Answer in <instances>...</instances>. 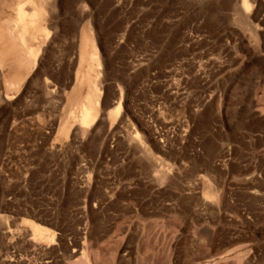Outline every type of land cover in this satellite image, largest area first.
<instances>
[{"label":"rangeland","instance_id":"obj_1","mask_svg":"<svg viewBox=\"0 0 264 264\" xmlns=\"http://www.w3.org/2000/svg\"><path fill=\"white\" fill-rule=\"evenodd\" d=\"M248 1L0 0V264H264Z\"/></svg>","mask_w":264,"mask_h":264},{"label":"bare ground","instance_id":"obj_2","mask_svg":"<svg viewBox=\"0 0 264 264\" xmlns=\"http://www.w3.org/2000/svg\"><path fill=\"white\" fill-rule=\"evenodd\" d=\"M30 1L34 2V0H30ZM243 7L246 10L251 9L250 2L248 0H243ZM18 11H19L18 15H19L21 21L24 22V24L26 22L33 21L32 15L30 13H26L22 7H20L18 9ZM30 52L33 53V49H30ZM90 89H91V91H89V93L85 96V98L81 102H79V104H78L79 110L76 111L77 113L74 115V113L71 112V115H70V117L73 116L74 121L78 122V124L80 125V127L82 128V133H84L85 130L87 128H89L94 123V121L98 117V112H99L100 93L98 92V90L96 88L93 89V86L90 87ZM119 110H120V108L118 106L115 109H113L112 111H109V117L114 119L118 115ZM63 129L64 128H62V130ZM36 229L38 231L41 230L38 227Z\"/></svg>","mask_w":264,"mask_h":264}]
</instances>
